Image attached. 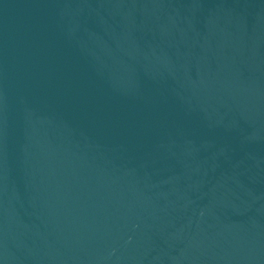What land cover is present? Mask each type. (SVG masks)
I'll list each match as a JSON object with an SVG mask.
<instances>
[{"label":"water","instance_id":"95a60500","mask_svg":"<svg viewBox=\"0 0 264 264\" xmlns=\"http://www.w3.org/2000/svg\"><path fill=\"white\" fill-rule=\"evenodd\" d=\"M0 264H264V0H0Z\"/></svg>","mask_w":264,"mask_h":264}]
</instances>
